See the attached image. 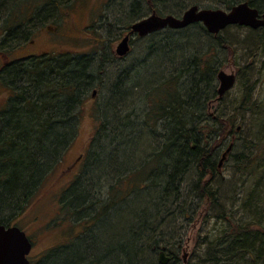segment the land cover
I'll return each mask as SVG.
<instances>
[{
  "label": "rangeland",
  "instance_id": "374dc122",
  "mask_svg": "<svg viewBox=\"0 0 264 264\" xmlns=\"http://www.w3.org/2000/svg\"><path fill=\"white\" fill-rule=\"evenodd\" d=\"M2 2L0 72L8 62L19 61L28 55L26 48L32 38L36 39V46L45 51V56L89 54L93 57L88 69L93 75V85L77 109L75 131L68 146L61 152L58 164L22 204L23 207L7 217L33 242L31 264H97L96 257L105 251L119 254L131 243V236L128 238L124 230L126 226L132 227L139 222L129 216L133 213L129 209L136 210L139 200H131L127 208L123 201L113 208V178L130 174V170L143 166L161 151L163 128L155 127L148 114L152 101L163 98L171 85L157 87L173 72L174 83L185 95L196 78V73L188 71V47L192 46V51L201 55L210 43L219 46L217 52L210 50L211 55L214 54V65L219 66L218 71L235 74L237 83L221 103L211 101L208 104L205 113L220 117L221 129L217 131L221 137L215 132L212 138L210 129L204 131L205 137L212 139L211 143L216 146L217 163L231 143L234 148L224 166L206 177L204 182L210 184L209 189H204L205 197H198L193 189L197 181L196 171L186 172L178 202L172 200L175 204L167 207L170 215L162 216L164 222L154 230L152 241L143 243L147 248L150 245L146 256L158 264L162 252L170 259L168 264H209L206 258L209 241L233 222L251 219L259 210L264 230V179L252 168L247 172L243 169L246 157L253 159L252 162L264 159V32L230 26L219 34L221 40H217L202 28L189 33L188 30L166 29L145 38L132 37L129 54L120 58L116 49L130 27L154 12L163 16H180L193 5L204 9L229 8L224 0ZM25 22L26 26H23ZM6 25L10 28L20 25L26 29L24 31H30V35L25 41L23 30L18 29L15 35L22 39L3 46L8 31ZM167 41L188 50L182 62L172 70L175 55L158 52ZM218 42L225 45L220 46ZM200 85L204 93L207 92V84ZM213 85L218 88L217 75ZM95 90L97 93L93 98ZM11 96L12 92L0 80V114ZM230 123H234L232 130L235 132H232ZM219 124L212 126V132L213 128H219ZM198 125L204 126L202 122ZM74 162L75 165L68 170ZM260 167L263 168L264 164ZM261 173L264 177V171ZM133 178L139 180V184L144 183L140 173ZM77 181L79 184L74 185ZM72 186L77 187L70 193ZM252 191H255V197H247ZM106 205L108 211L100 216ZM98 248L102 249L99 253ZM67 256L71 257L68 261L64 259ZM259 263L264 264V257ZM98 264H106V261Z\"/></svg>",
  "mask_w": 264,
  "mask_h": 264
},
{
  "label": "trees",
  "instance_id": "16d2710c",
  "mask_svg": "<svg viewBox=\"0 0 264 264\" xmlns=\"http://www.w3.org/2000/svg\"><path fill=\"white\" fill-rule=\"evenodd\" d=\"M2 1L4 0H0L1 5L4 3ZM224 1L229 9L239 3L248 2L252 7L264 11V0ZM6 28L8 29L4 40L6 43H15L25 38L18 39L15 35L16 30L21 28L20 25L12 28L6 25ZM191 28H202L208 33L201 24L185 30L189 33ZM260 30L264 32V29ZM208 36L221 40L220 35ZM6 43L3 46L8 45ZM218 43L220 46L225 45ZM182 47L167 41L158 52L174 54L176 57L174 64L178 65L186 56ZM218 47L217 44L210 43L206 52L201 55L192 51L188 71L194 75L196 73V78L185 95L174 83L173 76L157 87L164 88L171 85L169 92L164 94L163 98L152 101L148 114L155 127L163 128L164 144L161 151L148 159L143 166L130 170L132 171L130 174L122 176L123 173L113 178L111 187L113 208L122 201L127 208L128 202L133 199L139 200L136 210L129 209L130 213L133 212L129 216L139 222L132 227L126 226L124 234H127L128 238L130 235L132 239L121 253L115 254L111 251L108 254L105 251L104 254L96 257L98 262L158 264L146 256L150 245L147 248L143 243L152 241L154 230L164 222L162 216L166 213L169 215L168 205L178 202L182 195L186 172L193 169L196 171L197 181L194 182L193 189L198 197H205L204 189H209L210 182L204 181L209 174H214L219 169V162L217 163L215 159L216 146L211 143L212 139L205 137L207 134L204 132L210 129L212 138L215 132L216 136H220L218 133L221 129L220 117L205 113L208 104L218 97L213 82L216 81L219 66L214 65L212 61L214 54L211 55L210 51L213 49L217 52ZM190 49L192 50V46ZM92 59L89 54L79 57L44 55L8 62L1 70L0 80L12 92L0 118V219L2 221L23 207L22 204L58 164L62 156L61 152L66 149L75 131L74 119L78 116L77 109L82 103L84 94L93 85V75L88 73ZM204 82L209 88L205 93L200 85ZM201 122L204 126L198 125ZM214 124H219V128H213L212 132L211 128ZM233 124L230 123L231 130ZM203 141L205 142L201 146ZM210 143L212 145L209 148ZM244 160L246 165L243 169L246 172L252 168L256 175L259 174L260 178L264 179L261 173L264 167H260L264 164V159H261L262 163L261 160L252 162L253 159L250 157ZM151 162H154L153 165H150ZM138 173L144 179L142 184L133 178ZM253 175L255 177V174ZM78 184L77 181L74 185ZM75 188L72 186L69 192L75 191ZM138 193L140 194L137 195ZM209 194L213 193L209 192ZM253 195L255 197V191L247 197ZM172 200L175 203H172ZM66 205L69 208L68 202ZM106 211L108 205L101 209L99 215ZM258 211L256 210L252 216L255 221L249 218L244 222L241 220L233 222L228 229L219 232L214 240L209 241L206 257L209 264H261L259 261L264 257V230ZM101 250L98 248L97 253ZM175 254L174 260L177 262L178 258ZM69 257L64 259L68 261Z\"/></svg>",
  "mask_w": 264,
  "mask_h": 264
},
{
  "label": "water",
  "instance_id": "95a60500",
  "mask_svg": "<svg viewBox=\"0 0 264 264\" xmlns=\"http://www.w3.org/2000/svg\"><path fill=\"white\" fill-rule=\"evenodd\" d=\"M201 23L208 33L218 35L229 26H240L251 29L264 28V13L260 14L259 10L253 8L248 2L235 5L230 10L222 9H204L197 5L187 8L181 16L167 15L160 16L156 13L137 21L131 26L130 33L126 35L116 49V55L125 57L131 49V35L145 38L153 33L159 32L166 28L173 30H182L191 25ZM219 98L234 88L236 84L235 74H228L224 70L219 71L218 75ZM96 92H94V95ZM229 146L220 166L226 160L232 150ZM32 250V242L26 232L18 226L6 227L0 224V264H30L28 256ZM160 264H168L169 259L165 257L164 252L160 254Z\"/></svg>",
  "mask_w": 264,
  "mask_h": 264
},
{
  "label": "flooded vegetation",
  "instance_id": "af4514ba",
  "mask_svg": "<svg viewBox=\"0 0 264 264\" xmlns=\"http://www.w3.org/2000/svg\"><path fill=\"white\" fill-rule=\"evenodd\" d=\"M28 20V19H27ZM28 21H31V20H28ZM26 24V22L25 23H23L22 25L23 26H26L25 25ZM20 29H22L23 30V32H24V36L23 37H25L24 38V40L26 41L27 40V38H28V36L30 35V31L29 32H26V31H24V30H26V29H24V28H20ZM129 33V31L127 32V34ZM6 43V41H4V44ZM8 43H10V42H8ZM8 43H6V44H8ZM28 46L29 47H27L26 48V52L28 53V55H26V56H24L22 59H26V58H32V57H42V56H44L46 53H44L45 51L44 50H41L40 48H38L37 46H36V39H31V40H29V44H28ZM49 54V53H48ZM1 115V114H0ZM75 165V162L72 164V165H70L69 167H68V170L69 169H71L73 166ZM11 221H9V219H6L5 221H2L1 219H0V224H3V225H5L7 228L8 227H11V226H14L13 224H11L10 223ZM33 243V242H32ZM31 253H32V251H31ZM31 253H30V255H29V260H30V256H31ZM32 262H31V260H30V264H31Z\"/></svg>",
  "mask_w": 264,
  "mask_h": 264
},
{
  "label": "bare ground",
  "instance_id": "6f19581e",
  "mask_svg": "<svg viewBox=\"0 0 264 264\" xmlns=\"http://www.w3.org/2000/svg\"><path fill=\"white\" fill-rule=\"evenodd\" d=\"M135 7V6H134ZM181 16V15H180ZM191 27V26H190ZM189 28V27H188ZM191 30H194L193 28H191ZM173 31H179V30H173ZM189 48V51H190V55H189V57L191 56V54H192V50L190 49V47H188ZM185 53H186V51L188 52V50L186 49V48H184V50H183ZM191 58V57H190ZM170 67V66H169ZM175 68V64L173 65V66H171V70L172 69H174ZM172 75H173V72L170 74V77H168L167 79H166V81L169 79V78H171L172 77ZM161 81H162V78H161ZM185 110H186V108H185ZM204 142L205 141H203V143L201 144V146H203V144H204ZM194 147V146H193ZM173 213L171 212V215H172ZM169 215H170V212H169Z\"/></svg>",
  "mask_w": 264,
  "mask_h": 264
}]
</instances>
